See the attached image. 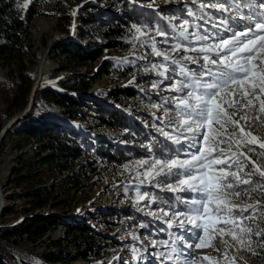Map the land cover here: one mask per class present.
<instances>
[{
	"label": "rangeland",
	"instance_id": "374dc122",
	"mask_svg": "<svg viewBox=\"0 0 264 264\" xmlns=\"http://www.w3.org/2000/svg\"><path fill=\"white\" fill-rule=\"evenodd\" d=\"M126 1L141 10L152 9L157 12L183 4L191 20L182 16H167L164 23L168 28L166 30L157 24L150 27L143 17L129 22L125 18L122 0H14L13 6L20 14L30 6L34 14L27 35L29 47H23L16 60L0 64V128L14 116L21 115L24 109L23 114L11 123L26 120L24 116H48L59 123H65L73 131L74 144L81 153L73 158L69 167L79 181L78 186L73 187L65 180V175L57 172L51 174L43 165H24L30 162L28 160H35L33 140L15 135L5 139L0 148V212L3 210V214H0V249L12 254L17 264H130L140 263L145 258L151 264H184L189 251L193 264H264V252L259 248V239L255 236L257 231L264 233V177L258 173H252L251 184H240L229 197L231 204L241 208L258 203L255 213L251 208L244 213L247 217L244 224L252 228L251 248L256 254L247 245L242 247L238 244L227 231L231 226L223 224L216 225L217 229H226L223 235L219 231L205 234L201 230L203 243L207 246L186 249L177 237L182 236L187 240L190 233L179 228L177 223L169 227L166 221L170 216L158 218L150 214L159 213L161 207H166L162 201L167 200L170 204L175 195L143 184L139 186L141 194L147 191L150 197L137 200L136 171L142 172L143 168L132 169L136 161L148 159L152 153L156 154L150 146V136L158 137L160 145H165L164 153L171 154L172 149L180 147L172 144L158 131L163 128L166 132L175 134V129L167 123L164 108L172 107L165 101L177 94L168 91L170 81L160 83L163 77L158 75V71L150 70L152 64L162 61V57L152 54V38L158 49L167 50L173 41L169 39L168 45L161 43L165 37L157 35V29L172 36L174 26L179 29L183 21L188 20L189 32L215 31L207 13H211L212 17H218L221 13L215 9L200 8L201 3H208L209 0ZM238 2L243 4L245 0ZM79 12L82 15L87 13L85 16L92 18V21H78ZM120 17L125 20L122 28L127 37L122 48H103L98 59L87 63L55 54L54 46L61 42H76L79 49L85 50L89 47H101L109 42V38L104 35L107 26L113 22L119 24ZM188 54L195 55L191 52ZM19 60L24 66L30 87L25 103L24 96L18 93L17 102L9 104L11 90L15 88V82H18ZM103 60L109 62L108 72L95 78V71ZM154 83L159 87L154 88ZM43 88L78 97V106L72 112L75 117H64L60 107L51 101L40 99L37 104L32 105L34 95ZM125 88H131L135 95L129 97L121 94V90ZM241 102L246 103L243 100ZM103 107L132 117L144 127V131L138 134L133 129L129 131L124 128L121 131L120 127L105 125L97 111ZM229 111L236 112L234 118L237 120L246 116L245 120H241L245 131L252 134L253 129L257 133L256 137L264 141V113L258 114V104L251 110L237 107ZM134 144L143 149L145 154H131L126 147ZM166 144L172 146L168 147ZM112 145L120 147L123 153L121 160H110L101 155V152H107ZM219 147L227 149L229 145L225 143ZM252 147L259 151L258 144ZM239 150L246 152L252 160H257L256 153L248 152L247 147ZM232 151H237L235 144ZM257 162L264 166V159ZM125 165L129 168L126 169ZM28 167L32 172L37 171L35 173L43 182L38 186L47 195L42 207L31 210L28 202L18 195L23 185L16 186L12 180L14 174L25 172ZM226 170L236 171L235 167ZM251 172L252 164L248 163L243 172L238 174L241 179H248L244 173ZM228 179L232 182L233 177ZM254 185L261 187L254 190ZM178 195L190 197L191 194ZM177 208L185 210L182 205L177 204ZM232 211L239 213L240 208ZM44 214L87 225L92 239L88 240L89 244L76 245L62 224L42 227V234L35 236L34 227L29 226L25 220L31 215ZM22 228H27L29 232L19 230ZM158 232H162V238H159ZM155 234L157 235L154 236ZM153 241L157 243L154 244ZM162 241H167V245ZM173 248L176 252H172ZM176 253H183L179 260L175 258ZM169 254L173 259H166ZM56 257L58 259H54Z\"/></svg>",
	"mask_w": 264,
	"mask_h": 264
},
{
	"label": "snow or ice",
	"instance_id": "6c2138e0",
	"mask_svg": "<svg viewBox=\"0 0 264 264\" xmlns=\"http://www.w3.org/2000/svg\"><path fill=\"white\" fill-rule=\"evenodd\" d=\"M200 8L221 13L219 24H213L215 31L189 32V21L185 20L179 29L174 26L170 37L173 42L167 50L158 49L152 38V54L162 57V61L152 64L150 70L158 71L163 77L160 83L170 81L168 91L177 94L165 101L172 107L164 108L167 123L175 129V134L163 128L158 131L180 147L172 149L171 154L152 153L148 159L135 162L132 170L143 168L142 172L136 171L137 200L150 197L147 191L141 194L139 186L143 184L173 193L175 201L185 210H178L177 203L168 204L165 200L162 203L166 207H161L159 213L150 214L158 218L170 216L166 221L169 227L177 223L179 228L190 233L187 240L177 237L186 249L207 246L203 243L201 230L205 234L219 231L223 235L226 229L216 228L217 224H223L231 226L227 231L238 244L247 245L256 254L251 248L252 228L244 224L247 219L244 213L249 208L255 213L258 203L241 208L231 204L229 197L240 184L252 183V173L264 177V166L257 162L264 159V141L245 131L241 120L246 116L237 120L234 118L236 112L229 109L251 110L258 104V114L264 113V11L256 10L264 9V0H245L243 4L238 0H209L201 3ZM244 8L249 11L245 13ZM207 15L215 19L211 13ZM157 35L165 37L161 43L169 44L167 32L157 29ZM189 52L195 55H189ZM153 87L159 85L154 83ZM225 143L229 145L227 149L219 147ZM233 144L237 151H232ZM257 144L259 151L252 147ZM243 147L256 153L257 160L239 150ZM248 163L252 164V172L244 173L248 179H241L238 173L243 172ZM233 167L236 171L226 170ZM125 168L129 166L125 165ZM230 176L232 182H229ZM260 187L254 185V190ZM234 208H240V212L233 213ZM262 235L261 231L255 233L258 239ZM161 243L167 245L168 242ZM261 247H264V241H261ZM181 255L183 253H176L175 258L179 260ZM166 259L171 260L173 256L169 254ZM184 264H193L190 251Z\"/></svg>",
	"mask_w": 264,
	"mask_h": 264
},
{
	"label": "trees",
	"instance_id": "16d2710c",
	"mask_svg": "<svg viewBox=\"0 0 264 264\" xmlns=\"http://www.w3.org/2000/svg\"><path fill=\"white\" fill-rule=\"evenodd\" d=\"M13 2L14 0H0V64H8L16 60L23 47H29L27 35L31 27V20L34 14L32 6L20 14V12L14 8ZM122 3L126 13L125 18L128 19L129 22L130 20L136 21L139 17H143L147 20L146 22L150 25V27L157 24V26L164 27L168 30L164 24L165 17L167 16H182L190 19L185 5L183 4L170 7L169 9L167 8L165 11L162 10L161 12H157L152 9L141 10L136 6L129 4L126 0H122ZM86 14L87 13H85V15ZM85 15H82L79 12V14H77V20L82 23H90L92 18H88ZM120 18L123 20L120 19L119 24H115L113 22L110 26H107V30L104 32V35L109 38V42L104 43L101 47H89L85 50L81 48L79 49L80 46L76 42H61L55 44V54L64 56L69 60L73 58L80 63H87L98 59L103 48H122L123 42L127 37L124 33V28H122L125 20L123 17ZM170 37L171 36H169V39ZM108 67L109 62L107 60L101 61L95 71L94 77H100L102 73H107ZM18 68V82H15V88L11 90V95L8 100L9 104H15L17 102L19 98L18 93L24 96L23 102L25 103L27 93L29 91L30 82L28 77L25 75L24 66L20 60L18 61ZM37 94L33 97L32 105L37 104L40 99L51 101L60 107V112L64 117L68 119L75 117L72 112L74 111V108L78 106V97L58 92L50 88H43ZM121 94L133 97L135 92L131 88H125V90H121ZM97 111L99 112L101 120L107 126L128 128L129 131L130 129H133L138 134L141 133V131H144V127H142V125L135 121L132 117L116 111L115 109L103 107V109H97ZM24 117L26 120H15L5 129L0 137V148L4 145L5 139L11 135L31 139L35 143V147L33 148V157L35 160L33 162L28 160L30 162H26L27 164L24 165H32L33 163L43 165L47 172L51 174L57 172L65 175V180L71 183L70 185L73 187L78 186V179L75 178L69 170L73 158L77 157L81 153L78 146L74 144L75 139L73 137V131L65 123H59L48 116ZM149 142L150 146L156 152V155L163 154L165 145H160L158 137L155 136V138H153L150 136ZM166 146L170 147L169 144H166ZM126 148L131 154H145L143 149H141L137 144L130 145ZM101 155H105V157L110 160L119 161L122 159L123 153L120 147L112 145L107 152H101ZM28 169L22 173L15 172L16 174H14L12 180L16 186L23 185L22 190L18 195L28 202L31 210L42 207L47 200V195L45 194L46 192H42V188L38 186L43 182L41 177L35 173L37 171L35 170L32 172ZM0 186L2 187L1 184ZM174 201L175 198L171 199L170 204ZM0 214H3V210H1ZM25 221L30 224L29 226L34 227L35 236L42 234V227H54L58 224H62L66 229V233H69L72 236L76 245L89 244L88 240L92 239L91 234H89L90 230L88 226L81 224L78 221L71 223L58 219L51 214L31 215L29 218H26ZM19 230L28 231L27 228ZM261 241H264V235H262L258 240L259 248L264 252V247H261ZM89 248H91V246H89ZM84 257H86V255ZM54 259H58V257ZM1 262L2 264H17L15 262V257L12 254L0 249V263Z\"/></svg>",
	"mask_w": 264,
	"mask_h": 264
},
{
	"label": "water",
	"instance_id": "95a60500",
	"mask_svg": "<svg viewBox=\"0 0 264 264\" xmlns=\"http://www.w3.org/2000/svg\"><path fill=\"white\" fill-rule=\"evenodd\" d=\"M33 88H31V92H32ZM25 110V109H24ZM24 110L22 111L21 115L23 114ZM21 115L18 116H14L10 121H8L2 128H0V137L3 134V132L5 131V129L10 125V123L14 120L17 119L18 117H20ZM0 208H1V203H0Z\"/></svg>",
	"mask_w": 264,
	"mask_h": 264
},
{
	"label": "bare ground",
	"instance_id": "6f19581e",
	"mask_svg": "<svg viewBox=\"0 0 264 264\" xmlns=\"http://www.w3.org/2000/svg\"><path fill=\"white\" fill-rule=\"evenodd\" d=\"M251 132H252V135H254V136H256V132H254V130L252 129L251 130ZM130 264H150L149 262H147V260H146V258L144 259V260H142L140 263H137V262H135V263H130Z\"/></svg>",
	"mask_w": 264,
	"mask_h": 264
}]
</instances>
